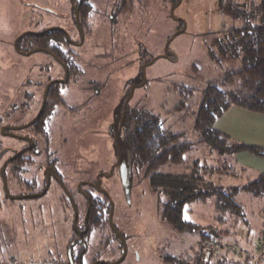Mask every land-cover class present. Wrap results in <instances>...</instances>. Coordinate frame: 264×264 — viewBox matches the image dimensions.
Returning <instances> with one entry per match:
<instances>
[{
	"label": "rangeland",
	"instance_id": "374dc122",
	"mask_svg": "<svg viewBox=\"0 0 264 264\" xmlns=\"http://www.w3.org/2000/svg\"><path fill=\"white\" fill-rule=\"evenodd\" d=\"M87 1L89 9L86 7L88 11L82 26L84 39L77 45H70L66 39L73 31V22L67 0H0V127L12 120L23 122L29 118L32 112H22L29 95L39 97L49 79L47 76L52 78L62 74L61 69L55 71L46 54V51H54L59 57L62 52L72 53L71 57L66 53L62 59H67V68L74 79H70V86L62 87L60 95L57 93L51 98L64 101L65 93L69 96L74 90L72 102L85 100L82 107L69 103L74 105L75 113L59 110L46 129L42 128L41 134L37 135L43 148H39L41 159L48 158V152L57 156V161L64 162L60 166L66 180L72 183L79 178L93 180L97 172L106 171L114 161L112 135L115 130L110 123L115 119H111V106L112 112L117 106L115 113L118 116L126 98L129 113H140L139 120L131 119L127 130L119 137V142L128 147L129 152L131 133L150 118L157 119L163 129L184 133L183 141L193 144L184 154V164L161 166L158 169L162 174L155 178L146 177L145 166L134 163L126 184L117 180L115 174L103 179L101 184L114 201L112 223L125 237L127 252L115 264H170L164 261V254L190 252L201 240L196 233L180 232L161 219L158 203L159 200L166 201L168 196L161 189L152 190L151 179L161 188L165 187L185 173V165L199 161L207 169L212 165L219 168L218 175L212 176L211 180L209 172L205 174L206 179L223 187L241 185V180L232 178V172L225 167L221 155L227 153L221 154L209 144L198 142L194 122L207 83L218 79L225 71L241 66L240 57L220 60L218 50L216 58L211 57L208 53L211 41L223 37L222 29L241 26L244 20L221 11L218 0H177L173 14L171 8L175 3L168 0ZM233 1L241 3L243 0ZM258 3L259 0H250L248 7L243 8L249 18L252 17L253 24H258L261 19ZM45 27H56L54 30L59 33L48 32L41 38L43 45L40 46L34 44V39L25 37L19 41L25 42L24 46L18 48V39L23 37L20 34L37 32ZM58 36L65 41L60 49L51 41ZM165 48L168 57H163ZM145 64V81L142 82L141 67ZM88 81L90 88H96L99 94L91 96L92 92L86 90ZM73 82L78 83L72 88ZM182 86L186 87L187 98L180 91ZM87 101L92 104L90 107ZM92 106L99 110L101 117H91L95 116L92 110L96 109ZM77 108L87 110L86 117L82 112L76 113ZM142 115L144 119H141ZM21 144L23 142L0 133V168L11 153L9 148ZM32 155L29 152L23 155L24 158L19 157L4 170L10 196L36 190L30 186L36 180L33 171L36 165H28ZM81 169L84 175L73 174ZM241 193L237 194L236 200L245 208L247 227L253 228L260 217L264 218L259 214L264 199L250 197L248 201L240 198L243 197ZM54 196L59 198V193L52 194L50 190L41 200L9 198L0 176V264H53L57 253L65 252L72 235L73 217L70 210L55 202ZM75 200L83 202V210L85 204L81 197L75 194ZM215 209V199L192 202L186 206L184 217L200 225L212 224ZM90 226L94 231L83 262L89 264L90 255L101 260L118 259L119 246L111 238L107 220ZM103 232L105 241L100 239Z\"/></svg>",
	"mask_w": 264,
	"mask_h": 264
},
{
	"label": "trees",
	"instance_id": "16d2710c",
	"mask_svg": "<svg viewBox=\"0 0 264 264\" xmlns=\"http://www.w3.org/2000/svg\"><path fill=\"white\" fill-rule=\"evenodd\" d=\"M168 1L177 2V0ZM218 2L221 11L236 18H243L244 23L241 26L222 29L223 37L214 38L211 41L208 53L211 57L216 58V50H218L221 54L220 60L227 57H240L241 66L239 69L225 71L221 77L207 83L194 122V128L199 134L198 142L209 144L221 154L247 151L264 157V148L233 142L225 134L214 128L216 119L230 106H238L264 114V0H259L257 6L261 18L258 24H253L252 17L249 18L243 9L244 6L245 8L248 7L250 0H243L241 3L233 0H218ZM53 32L59 33L58 30ZM45 35L47 33L43 36L25 34L18 39L17 46L22 49L25 42L21 44L19 41L25 37L34 39L36 46L43 45L40 40ZM51 41H54V47L59 49L65 43L60 36ZM51 50L53 51L52 48ZM185 89L186 87L182 86L180 91L187 98ZM139 115L140 113L130 114L127 109L122 123V131L127 130L131 119L136 118L138 121ZM144 118L142 115L141 119ZM39 124L40 122L35 123L37 127H40ZM42 125L41 128L44 129L47 127L48 121H44ZM121 136H123L122 132L119 137ZM183 137L184 133H173L163 129L157 119L150 118L131 133V138L129 136L132 143L130 154L133 162L136 165L145 166L144 175L146 177L158 178L162 174L158 169L159 167L167 164L185 163L184 154L192 149L193 144L189 141H183ZM211 169V167L207 169V166L201 165L199 161H193L187 166L185 173L178 175L177 178L179 179L176 182L169 183L165 187L161 188L159 183H153L151 179L152 190L161 189L168 196L166 201L159 200L158 203V213L161 219L180 232L196 233L201 240L190 252L164 254L162 257L166 263L215 264L216 261L220 263L221 261L216 259L218 258L215 253L216 250H211L210 246L213 243L220 244L219 240L226 238L227 235L236 236L240 228L245 226L247 222L245 208L236 200L237 194L244 191L254 197H264L263 173L258 174L242 186L229 185L223 187L210 179H206L205 174L209 173ZM208 199H215L214 224L200 225L185 219L184 212L188 204L206 202ZM97 205L100 204L97 203ZM97 210L98 208H92L93 215L90 218L94 220L92 223L97 222L99 216ZM261 239H264V233L254 245ZM224 251L226 252V250ZM233 255L242 259L237 260L238 264H252L251 259L256 255L255 246L251 253L242 249L240 253H233Z\"/></svg>",
	"mask_w": 264,
	"mask_h": 264
},
{
	"label": "flooded vegetation",
	"instance_id": "af4514ba",
	"mask_svg": "<svg viewBox=\"0 0 264 264\" xmlns=\"http://www.w3.org/2000/svg\"><path fill=\"white\" fill-rule=\"evenodd\" d=\"M67 1L69 2V6H71L70 10H71V20L73 22V25H72L73 31L71 34H69V38L66 39V41L70 45H77L78 43L82 42L84 39L85 31L82 30V26L85 20L84 16L86 15V10H88L86 8L87 7L86 4L89 1L87 0H67ZM54 29H56V27H45L33 33H27L28 31H25L26 32L25 34L43 36L44 34L48 32H52ZM20 35L23 36L24 33ZM66 53L68 54L67 57L72 56L71 52H66ZM66 53L62 52V54H60L61 57H59V55L51 51L50 52L46 51V54L49 55V57L52 60V63L54 65L53 67H55V71H57L58 69H61L62 74L60 76L58 75L53 76L52 78L50 76H47L49 77V79L44 84L39 97H37V95H29V98L31 99L29 98L27 99V105H25V107H23V110H22L23 113L24 111L32 112L29 118L24 119L23 122H21L19 118H18L19 121L12 120L8 122L7 124L0 127V129L4 127V130L3 131L0 130V133L6 137H11V138H14L16 140L23 142V144H21V146L19 147L14 146V147L9 148V150H11V153L7 156V158H5V160L8 158H11L15 152H18L21 149H24V152L17 155L15 158L11 159L7 163V165L15 161L19 157H23V155L29 152L31 153V155H32V152H33V155H35V156L32 155V158H30L28 165H31L32 167L36 165L35 169L33 170L35 173L36 180L34 179V184L32 183L30 185L36 190H34L33 193L26 194V195H20L19 197L26 198L24 196L33 195V197H29V198L41 200L45 198L47 196V193H49V191L51 190L52 194H54L55 192L59 193V198L58 197L55 198L54 196L55 202L56 203L60 202L61 205L64 207V209L71 211V215L73 217V227L71 228L72 235L70 236L67 242L65 252L64 253L58 252L56 255L57 260L52 261V263L53 264H85L83 262L84 261L83 255H86L87 250L91 246L90 237L94 231L93 228H90L91 227L90 224L94 222L93 219H90L91 215H93L92 213L93 207L98 208L97 212L99 216L97 217V222L98 221L106 222L107 220L108 226L111 230V235L113 236V237L111 236V238H113V240L118 243L119 250H120L119 255L121 256L124 251L123 243L120 237L112 229L109 223V214H110V209H111L110 200L112 201V198L107 194L104 188L101 187V184H102L103 179L105 178L107 179L113 176L114 174L116 175L117 180H122L123 183L126 184L127 179L129 180L132 175L131 170L133 171L132 167L134 166V162L129 152V149L123 143L119 142V135L123 129V126H122L123 119H124L126 110L128 109L126 107L128 103L124 105V102L126 100H124L123 102L124 106L122 105L121 112L118 116L115 113L117 106H114L113 112H112V106H111V113L113 114L111 115V119L113 118L115 119L113 120V122L110 123L111 127L113 123L114 126L112 127V129L115 130L112 135V139H113L112 153L114 156V161L109 164V167L107 168L106 171L102 170V171L97 172L93 180L88 179V178H79V180H77L75 183H72L69 179L66 180L65 173H63L64 169L61 168L64 162L60 163L59 161H57L58 160L57 156L50 155L48 152V155H47L48 158H45L44 160L41 159L39 148H42V147L40 146V143L38 142L39 140L37 139V135L38 133L41 134V129H42L41 127H43L42 123L44 121H48V123L52 121V118L55 117L56 113L59 110H61L62 112H67V114L75 113V110H73L74 105H77V106L80 105L82 107L84 104L83 102L85 101V100H82V101L79 100L78 102H72L71 98H73V96L75 95L74 90H71V94H68L69 96H67L65 93L64 101L66 102V104H64V101L60 100V98H55V99L51 98L52 96L53 97L55 95L57 96V93L60 95V90L62 89V87L63 86L66 87L68 85L70 86V83H69L70 79L72 78L74 79V76L71 75V73L69 72V69L67 68L68 66V62L66 61L67 59H64V58L62 59V57ZM63 64H65L66 66ZM141 73H142V78H143L142 69H141ZM81 76H82V69H81V74L79 77ZM76 78L78 77L76 76ZM89 82L90 81L86 83V87H87L86 90H88L89 93L92 92L91 96L99 94L100 91H98L96 88H90L91 84ZM77 83L78 82H73V84L71 85L72 88L75 87ZM82 87H84V85ZM69 103H72L74 105L71 104L70 106ZM87 105L90 107L92 104H89L87 101ZM95 106L99 107L97 105ZM95 106H92V107H95ZM92 111H94L93 114H95V116L91 115L92 118L98 117L101 115V114H98L99 110L97 108ZM79 112H82L83 113L82 116L86 117L87 110H85L84 108H81V109L77 108L76 113H79ZM116 117H118L117 120H116ZM37 122H40L39 124L40 127H37V125H35V123ZM107 127L110 128V126H107ZM22 131H25V132L22 133ZM47 133H48V130H47ZM29 139L31 140L30 142H29ZM25 157H29V156H25ZM82 170L83 169L79 170L78 172L73 171L74 172L73 174L74 175H80V174L84 175L85 173H83ZM94 193H96V195ZM75 194L81 197V199L84 201L85 206L83 210L81 209L83 202L82 201L77 202L75 200ZM100 198H104V200L101 201ZM95 199L100 202H97ZM97 203H99L100 205H97ZM112 203H113V210H112V219H113L114 201H112ZM114 227L117 230V232L121 235V237L124 239L125 237H124L123 232H121L120 229L117 228L115 225ZM105 237L106 235L103 232L102 238L100 239L105 241ZM90 256L91 258L88 261L89 264H107V263L114 262L120 258L119 256L118 259L114 261H109V259L101 260L99 257L95 255H90Z\"/></svg>",
	"mask_w": 264,
	"mask_h": 264
},
{
	"label": "crops",
	"instance_id": "0c3cea01",
	"mask_svg": "<svg viewBox=\"0 0 264 264\" xmlns=\"http://www.w3.org/2000/svg\"><path fill=\"white\" fill-rule=\"evenodd\" d=\"M214 128L225 134L233 142L264 148V114L262 113L250 111L238 106H230L216 119ZM221 157L224 159L225 167L232 172L231 177L236 180H241V185L234 186H242L254 179L258 174H264V157L247 151L227 153L226 156L222 154ZM185 166L187 168L188 165ZM210 167L212 169L210 170L211 174L209 178L212 180V176L218 175L220 171L216 165ZM242 192L241 195L243 197L239 196L242 199L249 201L250 197L259 198L247 192ZM259 199H264V197ZM259 212V214H263L264 216V205ZM263 233L264 218L260 217L253 228H249L247 225L242 226L236 236L233 235V237L232 234H230L231 236L227 235L226 238L219 240V242L220 244H238L242 249L251 253L253 252L255 242H257ZM215 253L218 255L216 259L221 261L220 263L216 261L215 264H238L237 260H242L238 257L236 258L231 253H226L224 248L221 247ZM258 264H264V258H261Z\"/></svg>",
	"mask_w": 264,
	"mask_h": 264
},
{
	"label": "water",
	"instance_id": "95a60500",
	"mask_svg": "<svg viewBox=\"0 0 264 264\" xmlns=\"http://www.w3.org/2000/svg\"><path fill=\"white\" fill-rule=\"evenodd\" d=\"M178 1H179V0H178ZM173 5H174V6L171 8V14H173L174 7L177 5V3H175V4H173ZM27 33H33V32L28 31ZM166 48H167V47H166ZM166 48H165V52H164V54H163V57H168V53H167V49H166ZM145 66H146V64L143 65V66L141 67L142 72H143V80H142V82L145 81V76H144V68H145ZM131 93H132V88L130 89V94H129L128 97H130ZM127 101H128V98L126 99L124 105H126ZM3 130H4V127L1 128V131H3ZM27 140H28V139H27ZM30 141H31V140L29 139V142H30ZM22 152H24V149H21V150H19L18 152H15L14 155H13L11 158H8V159H6V160L3 162V164H2V166H1V168H0V176H1V178H2V183H3L4 192H5V194H6L9 198H12V199H14V198H19V196H10V195L8 194V192H7V186H6V177H5V175H4V170H5V167H6L7 163H8L11 159L15 158L17 155L21 154ZM127 180H128V179H127ZM24 197H33V195L24 196ZM110 205H111V209H110V214H109V223H110V226L112 227V229H113V230L116 232V234L120 237V239H121V241H122V243H123V250H124L123 253H122V255L120 256V258H119L118 260H116V261H114V262H111V263H107V264H115V263H119V262L124 258L125 254H126V245H125V243H124V239H123V238L121 237V235L117 232V230L115 229V227H114V225H113V223H112V210H113V203H112L111 200H110Z\"/></svg>",
	"mask_w": 264,
	"mask_h": 264
},
{
	"label": "built area",
	"instance_id": "2783aa9c",
	"mask_svg": "<svg viewBox=\"0 0 264 264\" xmlns=\"http://www.w3.org/2000/svg\"><path fill=\"white\" fill-rule=\"evenodd\" d=\"M224 248V250H226V252L228 253H235L238 254L241 252L242 248L238 245V244H225V245H220L217 243H213L210 246L211 250H217L218 248ZM255 252L256 255L251 259L252 264H254L255 262H257V260H260L261 257L264 256V239H261L256 245H255Z\"/></svg>",
	"mask_w": 264,
	"mask_h": 264
}]
</instances>
